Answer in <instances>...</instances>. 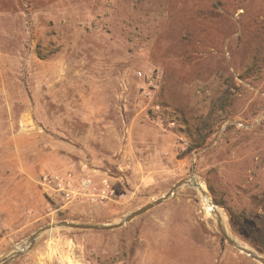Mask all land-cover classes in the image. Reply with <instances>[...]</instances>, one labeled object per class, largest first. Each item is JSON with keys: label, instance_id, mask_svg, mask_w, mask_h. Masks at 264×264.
Here are the masks:
<instances>
[{"label": "rangeland", "instance_id": "1", "mask_svg": "<svg viewBox=\"0 0 264 264\" xmlns=\"http://www.w3.org/2000/svg\"><path fill=\"white\" fill-rule=\"evenodd\" d=\"M66 168L124 197L39 185ZM193 169L264 257V0H0V260L51 223L119 222ZM198 192L116 230L45 233L11 264H261Z\"/></svg>", "mask_w": 264, "mask_h": 264}, {"label": "water", "instance_id": "2", "mask_svg": "<svg viewBox=\"0 0 264 264\" xmlns=\"http://www.w3.org/2000/svg\"><path fill=\"white\" fill-rule=\"evenodd\" d=\"M196 176L194 174V169L192 175L188 178H185L179 182H177L162 198L155 200L146 206L127 214L122 220L112 224H98V223H80V222H69V221H61L57 223L48 224L41 229H39L36 233H34L23 245L25 248H19L18 246L14 248L11 252L5 255L1 260L0 264H11L15 262L18 258H20L25 253L29 252L34 244L36 243L37 239L45 233L52 232L57 229H72V230H81V231H109V230H116L122 228L126 224L130 223L134 219L138 218L139 216L147 213L148 211L154 209L155 207L163 204L166 202L170 197H172L179 189L190 186L193 188H197V184L195 183ZM209 195L208 191L206 192ZM218 228L222 232L225 240L229 242L234 248L237 250L247 254L252 259L256 260L257 262L264 264V257L259 255L258 253L254 252L250 248L240 244L232 235L226 232L224 225L220 219L217 220Z\"/></svg>", "mask_w": 264, "mask_h": 264}, {"label": "built area", "instance_id": "3", "mask_svg": "<svg viewBox=\"0 0 264 264\" xmlns=\"http://www.w3.org/2000/svg\"><path fill=\"white\" fill-rule=\"evenodd\" d=\"M240 127H243L241 124ZM39 185L45 192H53L62 200L91 204L116 201L124 197L118 194L109 177L77 174L72 169L44 170L39 175Z\"/></svg>", "mask_w": 264, "mask_h": 264}, {"label": "bare ground", "instance_id": "4", "mask_svg": "<svg viewBox=\"0 0 264 264\" xmlns=\"http://www.w3.org/2000/svg\"><path fill=\"white\" fill-rule=\"evenodd\" d=\"M195 183L197 184V189L199 190L198 193H200L202 196L201 204H202V209H203L205 216L214 217L216 223H217V220L220 219L226 229L225 217L221 209L218 206H216L214 202H212V200L208 197V195L206 194V191L204 190L205 186L203 187V184L200 185V183H198L196 179H195ZM226 232L228 233L227 229H226Z\"/></svg>", "mask_w": 264, "mask_h": 264}, {"label": "trees", "instance_id": "5", "mask_svg": "<svg viewBox=\"0 0 264 264\" xmlns=\"http://www.w3.org/2000/svg\"><path fill=\"white\" fill-rule=\"evenodd\" d=\"M204 142H205V139L202 140V143H204ZM193 147H194V146L190 147V148H189V151H191V150L193 149ZM198 147H200V146H198Z\"/></svg>", "mask_w": 264, "mask_h": 264}]
</instances>
